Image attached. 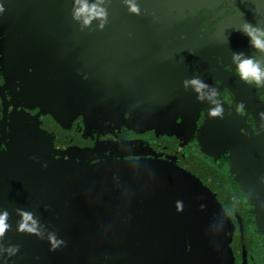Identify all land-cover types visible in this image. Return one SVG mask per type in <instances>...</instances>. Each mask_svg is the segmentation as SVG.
I'll list each match as a JSON object with an SVG mask.
<instances>
[{
  "label": "water",
  "instance_id": "water-1",
  "mask_svg": "<svg viewBox=\"0 0 264 264\" xmlns=\"http://www.w3.org/2000/svg\"><path fill=\"white\" fill-rule=\"evenodd\" d=\"M85 2L91 5L97 0ZM169 3L171 14L192 15L208 31L220 34L214 40L215 52L221 42L236 47L240 53L250 51L246 35L230 34L237 21L264 28V7L250 11L252 7L238 0H217L206 8L188 0ZM78 6L75 0H0L3 8L0 65L7 83L5 88H19L20 102L46 105L48 110L62 112L49 115H63L65 120L79 107L89 112L84 114L90 120L115 122L120 113L107 112L117 110L119 105L129 108L142 102L149 110L157 103L162 109H176L166 103L168 85L173 93L180 92V100H185L181 91L185 71H180L176 78L171 74L182 69L178 65L174 70L172 64H161L157 73L152 74L105 64V61L113 62L105 58L112 54L93 56L94 47L106 42L118 47L150 45V37L161 30L158 22L142 17L151 29L139 39L135 29L141 22L136 18L133 38L130 34L123 41L120 33L109 37L102 32L100 20L93 19L86 27L82 20H73L72 12ZM98 7L102 8L103 4ZM172 61L167 58L164 62ZM13 80H19L18 84L10 85ZM222 81L231 89L236 80L225 75ZM29 86L34 92L28 91ZM205 94L210 96V91H204ZM151 97L157 101H151ZM254 103L248 107L242 99L243 106L260 116L264 108ZM185 114L155 113L165 129L172 125L173 119H180L176 125L183 126ZM133 119L130 122L135 124L136 118ZM39 141L35 134L30 139L12 138V143L19 142L16 144H8L4 135L1 137L6 152L0 167V215L8 211L6 223L10 227L0 238V264L208 263L214 246L212 250L204 241L198 224L200 188L180 171L168 163L150 160L57 164L47 156L37 155ZM243 147L232 148L235 154L232 161L248 174L244 181L249 180L253 189L264 196L258 160L245 167L242 158L247 157V151ZM17 210L32 213L39 236L17 231L21 221ZM52 234L65 242L55 250L49 244ZM17 246L19 251L9 255V249Z\"/></svg>",
  "mask_w": 264,
  "mask_h": 264
},
{
  "label": "flooded vegetation",
  "instance_id": "flooded-vegetation-1",
  "mask_svg": "<svg viewBox=\"0 0 264 264\" xmlns=\"http://www.w3.org/2000/svg\"><path fill=\"white\" fill-rule=\"evenodd\" d=\"M169 1L174 0H150L146 5L143 0H135L140 14L134 15L128 12L124 0H103L102 8L106 11L107 20L102 32L109 37L120 33L123 41L130 34L133 38V21L137 18L136 21H140L141 25L135 29V34L142 39L151 29L142 17L158 22L161 30L150 37V45L118 47L112 46L113 42H106L94 47L93 56L101 58L105 54H112L105 58L113 59V62L105 61V64L152 74L157 73L161 64H172L171 68L174 70L178 65L182 69L171 73L175 74V78L183 70L184 80L199 77L210 88L216 89L217 99L224 108L222 119L208 116V109L213 105L208 94H205L203 101H197L193 89L188 87L184 90L183 86L181 91L185 100H180V92L173 93L175 91L168 85L165 100L176 109H162L157 103L149 110L142 102L136 103L134 107L129 105V108L119 105L117 110L107 112L120 113L115 122H101L98 119H88L84 113L89 112L76 107L65 120L63 115L57 117L58 115L44 114L62 113L48 110L46 105L39 106L35 101L20 102L19 88H5L7 83L0 65V167L6 152L1 137L4 135V141L12 143L11 130L14 124L27 135L33 132L41 142H44L41 137L48 140L50 147L36 146L37 155L47 156L49 161L57 164L85 165L104 160L168 163L199 185L202 199L197 208L198 224L204 241L212 246V250L214 246L207 264H264V196L253 189L249 180L244 181L248 174L240 170L242 166L232 161L235 158L232 148L244 145L243 148L247 151V157L242 158L245 167L258 160L257 168L264 180V120L248 108L254 102L264 108V88L239 79L235 65L231 62L232 55L240 53L236 47L221 42L215 52L214 40L220 34L208 31L192 15L179 17L171 14ZM188 1L206 8L217 0ZM238 1L252 7L250 11L254 12L264 7V0ZM249 16L252 17L251 14ZM242 24L237 21V27L230 34H243L238 30ZM151 26L152 29L155 27L154 22H151ZM2 43L4 45L5 41ZM243 53L245 58L251 56L264 60V56L252 47L250 51ZM167 58L173 61L164 62ZM261 68L264 69V64ZM225 75L235 78L233 88L224 86L222 76ZM19 80L10 81V85L18 84ZM29 87L28 91L34 92L35 89ZM242 99L248 103L247 108L243 106L241 109ZM151 101L155 100L151 97ZM178 106L183 109H177ZM138 108L141 110H137ZM155 113L187 115L183 119V126L176 125L181 122L180 119H173L172 125L169 123V128L165 129ZM133 118H136L135 122L139 125H135V130L128 126ZM120 119L125 122L117 125ZM250 137L252 141H249ZM16 143L19 142L12 144ZM68 147L69 149H65ZM66 150L73 153L67 154ZM255 154L257 158L254 157Z\"/></svg>",
  "mask_w": 264,
  "mask_h": 264
},
{
  "label": "clouds",
  "instance_id": "clouds-1",
  "mask_svg": "<svg viewBox=\"0 0 264 264\" xmlns=\"http://www.w3.org/2000/svg\"><path fill=\"white\" fill-rule=\"evenodd\" d=\"M127 6L128 12L130 14L139 15L140 8L135 0H124ZM103 3V0H97V3L89 5L85 0H75V4L79 5L74 7L72 12L73 20H82L83 26H88L91 24L93 19L100 20L99 29H104V24L107 20V14L104 8L98 7V4ZM0 12H3V8L0 7ZM249 39L250 46L261 56H264V28L253 26L250 23H243L238 29ZM232 64L235 65V71L239 76L241 81L247 83H254L261 88H264V70H262L261 65L264 64V60L257 59L255 57L245 58L244 53H234L231 57ZM185 89L191 87L196 94L197 101H203L205 99L204 90L209 89L211 102L214 107L208 109V116L210 118H223L224 108L221 102L217 99V91L214 87L209 86V84L203 82L199 77H194L190 80H185L183 82ZM241 109L243 105L240 106ZM260 118L264 120V113H260ZM177 209H181V205L177 203ZM18 214L21 216V221L18 224L17 231L21 233H28L31 235L39 236L37 230V221L33 220L31 212L17 210ZM8 211L4 210L3 214L0 215V238H2L5 232L9 229V225L6 223L8 218ZM65 242L62 240H57L55 235L49 236V244L51 245V250L57 249L61 244ZM19 251L18 246L9 249V255H15Z\"/></svg>",
  "mask_w": 264,
  "mask_h": 264
},
{
  "label": "rangeland",
  "instance_id": "rangeland-1",
  "mask_svg": "<svg viewBox=\"0 0 264 264\" xmlns=\"http://www.w3.org/2000/svg\"><path fill=\"white\" fill-rule=\"evenodd\" d=\"M44 114H48L49 115V113H44ZM125 121L124 120H118L117 121V125H121V124H123ZM135 125H137V123H135V124H133L132 122H129V124H128V126L130 127V129H133V130H135L136 128H134L135 127ZM150 125V123L148 122V126ZM137 127H139V125H137ZM11 132H12V135H11V137L12 138H14V137H16V140L18 139V140H24V139H30L31 137H32V135L34 136V133L33 132H31V134L29 135H27L26 133H24L25 131L24 130H21V129H19V127H17V124H14V126L12 127V130H11ZM114 136H116V134H113ZM41 137V136H40ZM41 139H42V141H44V142H41V141H39L38 143H36V146H38V147H40V148H43L44 147V145H47L48 147H50L51 145L49 144V142H48V140H44L42 137H41ZM113 143V142H112ZM65 149H69V147L68 148H65ZM71 150H66V153L68 154V153H70V154H72L73 152H70ZM130 154H132V153H130ZM133 154H135V153H133Z\"/></svg>",
  "mask_w": 264,
  "mask_h": 264
}]
</instances>
